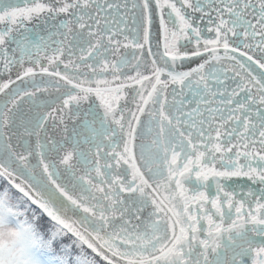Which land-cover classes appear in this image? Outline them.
Listing matches in <instances>:
<instances>
[{
  "label": "snow or ice",
  "instance_id": "obj_1",
  "mask_svg": "<svg viewBox=\"0 0 264 264\" xmlns=\"http://www.w3.org/2000/svg\"><path fill=\"white\" fill-rule=\"evenodd\" d=\"M5 197L45 264H264V0H0Z\"/></svg>",
  "mask_w": 264,
  "mask_h": 264
},
{
  "label": "clouds",
  "instance_id": "obj_2",
  "mask_svg": "<svg viewBox=\"0 0 264 264\" xmlns=\"http://www.w3.org/2000/svg\"><path fill=\"white\" fill-rule=\"evenodd\" d=\"M50 249V238L35 220L19 213L14 198L5 197L0 203V264H44L41 253Z\"/></svg>",
  "mask_w": 264,
  "mask_h": 264
},
{
  "label": "flooded vegetation",
  "instance_id": "obj_3",
  "mask_svg": "<svg viewBox=\"0 0 264 264\" xmlns=\"http://www.w3.org/2000/svg\"><path fill=\"white\" fill-rule=\"evenodd\" d=\"M121 52H124V49H121ZM192 187H196L197 185L195 184V182L193 181L191 184ZM210 190V189H209ZM215 189L213 188V192H210V195H214ZM45 235V234H44ZM46 237V235H45Z\"/></svg>",
  "mask_w": 264,
  "mask_h": 264
},
{
  "label": "rangeland",
  "instance_id": "obj_4",
  "mask_svg": "<svg viewBox=\"0 0 264 264\" xmlns=\"http://www.w3.org/2000/svg\"><path fill=\"white\" fill-rule=\"evenodd\" d=\"M213 188H214V186H213ZM213 188H211V189L209 190V193H210V192H213ZM34 207H35V206H34ZM46 237H47V236H46ZM45 252H46V251H45ZM45 252H42V253H41V259L43 260L44 264H45V260H44V253H45Z\"/></svg>",
  "mask_w": 264,
  "mask_h": 264
},
{
  "label": "water",
  "instance_id": "obj_5",
  "mask_svg": "<svg viewBox=\"0 0 264 264\" xmlns=\"http://www.w3.org/2000/svg\"><path fill=\"white\" fill-rule=\"evenodd\" d=\"M192 66H195V65H192Z\"/></svg>",
  "mask_w": 264,
  "mask_h": 264
}]
</instances>
